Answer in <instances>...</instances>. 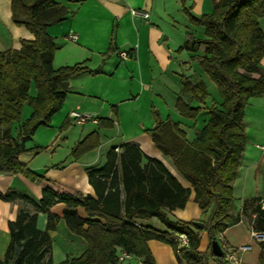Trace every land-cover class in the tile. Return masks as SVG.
Segmentation results:
<instances>
[{
    "label": "trees",
    "instance_id": "1",
    "mask_svg": "<svg viewBox=\"0 0 264 264\" xmlns=\"http://www.w3.org/2000/svg\"><path fill=\"white\" fill-rule=\"evenodd\" d=\"M9 8L14 24L24 26L32 37L20 39L19 49L0 50V172L50 183L43 173L21 162L18 154L43 149H26L25 142L38 126L48 125L58 111L67 91L66 80L96 70L84 63L57 68L52 64L56 44L46 27L66 18L69 11L65 5L54 0H10ZM185 12L190 23L204 28V37L188 34L179 49L197 52L203 46L199 65L216 84L222 101L208 109L206 123L190 141L177 122L161 120L153 108L155 124L147 133L189 181L194 201L208 213L203 226L171 220L161 211L162 207L182 208L190 189L182 187L158 159L143 154L137 144L126 142L119 152L116 147L109 148L103 165L87 169V181L94 195L65 193L49 185L41 189L37 201L13 189L0 192L1 200L20 201L15 219L7 222L10 239L0 264H121L120 250L141 264H157L147 245L150 239L171 244L178 264H223V254L214 255L211 242L230 223L244 215L250 219L252 230L264 232L261 197L244 199L235 216L228 212L231 183L246 145L247 101L264 95V68L259 64L264 57V29L259 24V19L264 18V0H213L212 11L200 17ZM111 42L109 49L113 50ZM31 83L36 89L34 96L29 93ZM207 96L203 81L184 77L175 108L183 117L194 119L202 107L193 106L191 101L203 104ZM24 104L32 111L19 122ZM96 124L98 128H110L114 121L100 117ZM69 125V119H64L60 128ZM99 144V132L94 130L77 142L71 155L78 159ZM142 158L146 159L143 163ZM56 203L65 206L61 215L50 211ZM77 208L83 209L84 216L78 214ZM38 212L46 213L44 229L37 226ZM153 216L165 226V231L134 222L135 218ZM60 220L83 239L85 247L80 254L55 263L50 254L49 231L55 230ZM201 230L208 237L207 252L198 250ZM174 233H184L188 245L177 248L170 238ZM259 243L258 264H264V240Z\"/></svg>",
    "mask_w": 264,
    "mask_h": 264
},
{
    "label": "crops",
    "instance_id": "2",
    "mask_svg": "<svg viewBox=\"0 0 264 264\" xmlns=\"http://www.w3.org/2000/svg\"><path fill=\"white\" fill-rule=\"evenodd\" d=\"M54 1L65 5L69 13L64 20L46 27L47 33L54 38L56 44L52 60L53 66L57 68L84 63L96 72H85L66 80L67 91L58 109V111L62 109L65 119L70 121V125L61 131V134H65L61 139V146H65L66 157L54 158L56 149H53L51 145L44 146L42 150L23 151L18 154V159L21 162L32 170L43 173L50 183L31 181L20 174L0 172V192L13 189L25 193L37 201L40 198L41 189L49 185L65 193L94 195L93 189L87 181V169L103 165L105 154L109 148L116 147L119 152L122 144L130 142L137 144L143 154L158 159L182 187L190 189L182 208L177 207L170 210L167 207H162L161 211L171 220L203 223L208 213L203 212L194 201V191L189 181L178 171L173 160L154 145L147 130L155 124L153 108L158 112L161 120L169 119L177 122L179 127L185 131L186 139L190 141L194 137L195 131L206 123L208 109L212 106H219L221 103L222 99L218 94L217 87H214L211 83L212 80L198 62V58L203 54V46L197 52L179 49L188 34L194 38H202L204 35L195 37L191 32L186 31L183 42L173 50L175 53L170 52L167 48L168 28L174 27V24L169 21V18L163 17L165 16L164 12L159 6L163 0H65L66 4L61 0ZM178 2L187 22L197 30L201 31L202 29L203 33L204 28L190 23L185 12L187 10L192 14L191 11L196 5V0H191V2L189 0L190 4L187 0H178ZM199 3L200 14L198 16L192 14L193 16L200 17L202 14L212 11L213 0H201ZM9 6L10 0H0V50L19 49L21 47L20 39L32 37L31 32L24 26L14 24ZM130 8H142L148 11V21L143 22V19L132 17ZM23 27L25 31L22 36L16 33H14L16 35H11V32H16V30L19 32ZM70 33L76 34L75 41L67 38ZM111 41H113V50L109 49ZM120 52H127L128 56L121 57ZM259 64H264V57L261 58ZM184 77L203 81L208 92L203 104L195 99L191 101L193 106L202 107L193 121L183 117L175 108ZM209 88H212V94L209 93ZM29 93L32 96L36 94L33 83L30 85ZM25 111L28 115L29 109L23 106L19 122H23L29 117L24 116L22 119ZM71 111L90 113L96 119L100 117L112 119L114 121L112 127L115 128L116 134L122 136L121 142L111 144L113 139L108 135L105 140H102L104 138L101 132H105L107 128H98L96 123L90 121L84 124L75 123L70 117ZM201 114L203 117L198 123ZM52 117L46 126L51 125ZM15 124L18 125V123ZM73 125L82 126L81 131L73 140H69L67 131H70ZM94 130L99 132V146L84 153L78 159L71 157V151L77 142ZM12 133H16L15 128ZM33 135L25 142L26 149L39 146L29 145ZM249 141L246 135L242 158L231 183L232 200L228 212L232 216L240 212L244 199L252 197L264 199V150L257 146L264 142L260 143L255 138H250ZM38 156H47V160L36 161ZM145 161L146 159L142 158V163ZM122 196L123 194L121 198ZM19 206L20 201L18 200L4 201L0 199V259H2L10 239L7 222L15 219ZM64 207L62 203H56L50 207V211L61 215ZM77 212L84 216L82 208H77ZM45 222L46 213L38 212V228L44 229ZM134 222L137 225L150 226L158 231L166 230L165 226L154 216L147 219L135 218ZM63 232L69 237L70 247L75 243V246H72L75 252L72 250L60 252V260L57 262L80 254L85 247L82 239L70 237L64 229ZM251 232L250 219L244 215H241L238 221L230 223L221 232L223 244L227 246L237 247L241 244L251 246L249 250L240 252V260L236 264H258L261 247L260 243L253 239ZM49 235L53 244V238L57 235V226L55 230L49 231ZM147 245L157 264H178L171 244L150 239L147 240ZM208 245L206 232L199 231L198 250L207 252ZM63 247L64 249L68 248L65 244ZM50 254L55 262L52 246ZM209 264H214V262L209 261Z\"/></svg>",
    "mask_w": 264,
    "mask_h": 264
},
{
    "label": "rangeland",
    "instance_id": "3",
    "mask_svg": "<svg viewBox=\"0 0 264 264\" xmlns=\"http://www.w3.org/2000/svg\"><path fill=\"white\" fill-rule=\"evenodd\" d=\"M60 1V0H59ZM64 4H66L65 0H61ZM201 0H196V5L195 7L192 9V14L198 16L200 14V2ZM187 2L190 4L189 0H187ZM162 3V4H161ZM159 4L160 8L163 10L164 15L163 17L169 18V21L174 24V27H169L168 31H169V39H168V45L167 48L170 52H173V50L176 48V46H178L179 44H181L184 40V33L186 31L191 32L195 37H199L202 36V29L197 30L196 28H194V26H192L191 24H189L185 18V16L183 15L182 11H181V7L179 5L178 0H163V2H161ZM144 21H148V19L143 20ZM259 24L261 26L262 29H264V19H260L259 20ZM25 28H20L19 32L18 30H16V32H11V35H23V31ZM22 31V32H21ZM16 33V34H14ZM166 48V49H167ZM175 53V52H173ZM177 56V55H176ZM260 67L264 68V64H260ZM203 73V72H202ZM205 75V74H204ZM214 87L216 88L215 83L212 81L211 82ZM213 88V87H212ZM212 88H209V93L212 94ZM24 107H27V109H29V114L31 111V107L27 104L23 105ZM28 111V110H27ZM27 112H23V117L22 119L28 115H26ZM203 117V114H201V116H199L198 118V123L201 122ZM65 116L62 112V109H60L56 114L53 115L52 120H51V125L50 126H46V125H41L38 126L33 137L32 140L29 141V145H39L40 147L44 146H49L51 145L52 148L56 149V154L54 155V158H65L67 153L65 151V146H61V139L62 137L65 135L63 132V134H61V131L63 129L60 128V126L62 125V122L64 121ZM193 121V119L191 120ZM244 125H245V131H246V135H247V139L249 141L250 138H255L256 141L258 142H264V95H259V96H253L250 97L247 101V105L245 108V118H244ZM82 126H78V125H73L70 128V131H67V134L69 136V140H73V138L75 136L78 135V133L81 131ZM101 135L103 136L105 140L107 138L106 135L110 136V138L113 139L111 144H119L122 140V136L121 134H116L115 128L114 127H110L107 128L105 130V132H101ZM84 136V135H82ZM83 138V137H82ZM255 141V142H256ZM251 142V141H249ZM104 144V143H103ZM106 145V144H104ZM103 145V146H104ZM103 149V148H101ZM99 149V150H101ZM84 155V154H83ZM70 156L72 157V155L70 154ZM47 156H38L36 158V161L42 160L44 159L45 161L47 160L46 158ZM81 157V156H80ZM44 162V161H43ZM63 229L66 230V232L68 233V235H70V237H77L79 239H82L80 236L75 235L73 233H71L67 227L65 226L64 222L61 220L58 225H57V235L53 238V244H52V249H53V253H54V261L57 262L59 259V253L64 251V250H72L73 252H75V249L72 248V246H75V243L72 244V246L70 247L69 243V237L67 235H65V233L63 232ZM83 241V239H82ZM68 246L67 249H64L63 245ZM121 264H141L140 260L138 259H131L129 261H127L126 263L123 261Z\"/></svg>",
    "mask_w": 264,
    "mask_h": 264
},
{
    "label": "built area",
    "instance_id": "4",
    "mask_svg": "<svg viewBox=\"0 0 264 264\" xmlns=\"http://www.w3.org/2000/svg\"><path fill=\"white\" fill-rule=\"evenodd\" d=\"M130 14L134 18L143 19L146 20L149 17L148 11L142 9V8H130ZM67 38L69 40L75 41L76 40V34L70 33L67 35ZM121 57L128 56L127 52H120ZM71 119L78 124H84L88 121L96 123L97 119L96 117L92 116L90 113H81L78 111H71L70 112ZM261 150H264V143H261L257 145ZM264 203V201H261V204ZM251 235L255 241H262L264 240V232L260 231H254L252 230ZM170 238L172 241L176 244L177 248L185 247L188 245V238L184 233H174L170 235ZM217 241L219 245L222 248V254H223V264H236L240 260V252L249 250L251 246L249 244H241L237 247H231L223 244V239L221 232L217 235ZM133 255L126 253L125 251L120 250L118 252V259L119 261H128L133 259Z\"/></svg>",
    "mask_w": 264,
    "mask_h": 264
},
{
    "label": "water",
    "instance_id": "5",
    "mask_svg": "<svg viewBox=\"0 0 264 264\" xmlns=\"http://www.w3.org/2000/svg\"><path fill=\"white\" fill-rule=\"evenodd\" d=\"M191 223H192V225H194V226H196L198 228H201L203 226V223L200 222V221H192ZM211 250H212L213 254L216 255V256H221L222 255V248L219 245L217 240H213L211 242Z\"/></svg>",
    "mask_w": 264,
    "mask_h": 264
}]
</instances>
